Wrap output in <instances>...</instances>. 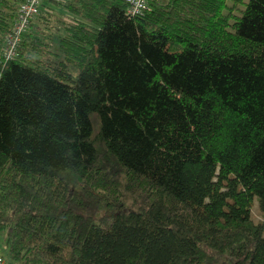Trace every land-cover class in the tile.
Returning a JSON list of instances; mask_svg holds the SVG:
<instances>
[{"label": "trees", "instance_id": "trees-1", "mask_svg": "<svg viewBox=\"0 0 264 264\" xmlns=\"http://www.w3.org/2000/svg\"><path fill=\"white\" fill-rule=\"evenodd\" d=\"M24 1L0 0L3 257L264 264V0L133 17L124 0H42L6 60Z\"/></svg>", "mask_w": 264, "mask_h": 264}, {"label": "built area", "instance_id": "built-area-1", "mask_svg": "<svg viewBox=\"0 0 264 264\" xmlns=\"http://www.w3.org/2000/svg\"><path fill=\"white\" fill-rule=\"evenodd\" d=\"M128 5V15L137 16L147 10L149 0H124ZM42 0H25L20 5L18 19L14 23L13 30L7 39L5 59H14L19 51L22 36L28 30L30 23L39 14ZM0 264H12L0 255Z\"/></svg>", "mask_w": 264, "mask_h": 264}, {"label": "rangeland", "instance_id": "rangeland-1", "mask_svg": "<svg viewBox=\"0 0 264 264\" xmlns=\"http://www.w3.org/2000/svg\"><path fill=\"white\" fill-rule=\"evenodd\" d=\"M45 3L48 4L47 2H45ZM51 9H53L55 12H57L58 15L59 14L60 15L66 14L62 9L56 8L54 6H51ZM49 27H52V29H50V31L52 33L54 32V35H56V38H57V36L60 38L61 36L64 35V29L62 28V26H51L50 25ZM253 216H254L256 221L261 219L257 205H255V207L253 208ZM3 239H5V237H3ZM0 255L4 256L6 259L8 257V252H7L6 246H5L4 242H2V241H0Z\"/></svg>", "mask_w": 264, "mask_h": 264}, {"label": "crops", "instance_id": "crops-1", "mask_svg": "<svg viewBox=\"0 0 264 264\" xmlns=\"http://www.w3.org/2000/svg\"><path fill=\"white\" fill-rule=\"evenodd\" d=\"M64 11V10H63ZM65 12V11H64ZM66 13V12H65ZM69 15L68 14H65V18L68 17Z\"/></svg>", "mask_w": 264, "mask_h": 264}]
</instances>
